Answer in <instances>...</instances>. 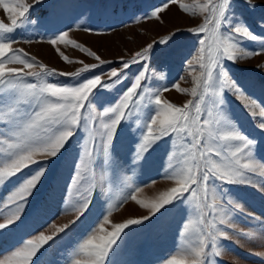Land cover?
<instances>
[{"label": "rangeland", "instance_id": "obj_1", "mask_svg": "<svg viewBox=\"0 0 264 264\" xmlns=\"http://www.w3.org/2000/svg\"><path fill=\"white\" fill-rule=\"evenodd\" d=\"M24 2L29 6L25 22L5 34L7 42L17 51L6 55H19L32 62L33 67L28 69L11 59L5 67L21 69L23 74L41 72L40 65L43 64L48 71L69 74H43L45 82L58 85H78L96 75H101L102 82L114 83L109 73L112 68L121 67V60L130 61L134 53L147 44L165 39L177 29L180 32L166 45H154L147 62L152 67L144 69L149 91L140 97L138 107L132 106L128 118L118 124L108 149L107 162L97 146L93 164L84 168L80 163L85 142L88 147L93 144L89 128L95 121L90 120L87 128L77 127L56 156L48 158L36 153L33 156L36 163L0 184V223L21 215L14 227L0 229V264H18L21 258L12 253L41 233L56 235L54 240L42 246L31 264H76L77 260L81 264H90L93 257L83 247L85 241L99 242L100 237L115 230L116 224L146 216L151 218L123 230L104 264H170L173 260L192 264L197 259L193 249L200 246L202 235L208 240L206 258L209 264H264V129L259 127L264 121L259 115L264 110V54L245 55L256 52L261 41L238 40L241 58L235 63L224 60L227 75L216 82L214 91L218 95L205 94L202 86L197 89L198 96L205 95L209 106L212 100L222 102V116L236 131L254 141L251 145L253 156H242L241 162L251 163L252 168L246 175L255 183L220 184L213 180L226 198L214 209L204 207L203 213L208 215L194 211V202L190 204L183 197L156 211L153 205L159 204L163 194L177 186L175 179L170 177L186 165L178 138L168 136L156 140L157 126L149 130L148 125L156 111L154 97L153 103L149 102V97L169 86L170 90L159 91L162 100L182 106L188 100L196 99L192 97L191 89L206 72L200 67L198 37L187 29L202 23L205 15L210 13V8L205 7L209 0H176L169 10L158 13L159 19L137 18L150 15L165 0ZM213 2L219 3V0ZM181 3L186 5L187 11L179 7ZM254 3L256 7L249 8L244 0H231L226 18L264 38V27L261 26L264 0H254ZM10 15L0 8V23L11 26ZM65 31L68 39L112 63L100 64L94 56L72 45L58 43L52 46L47 42L48 38ZM60 52L68 57V61L60 56ZM84 65L98 67L82 71ZM139 70L140 66L134 64L119 83L110 88L98 86L87 100L92 109L82 111L95 117L107 107L115 106ZM76 73L79 75H74ZM37 82L35 77L25 80V83ZM175 83L186 91L178 93L171 88ZM16 98L24 99L14 89L0 90V111L9 112V107L15 106ZM31 111L32 104L25 103L17 108V116ZM15 121L16 117H12L9 129L15 126ZM3 123L0 120V133L7 131ZM144 137L149 139L146 141ZM11 139L15 141V137ZM142 143L149 147L133 163L134 154ZM4 150H7V143H0V151ZM2 167L3 162H0ZM40 168L46 169L44 175L27 197L24 210L18 212V205L23 201L15 193ZM89 192L91 199L87 209H83L81 205ZM200 198L203 200V192ZM216 203L211 196L207 200V204ZM64 225L69 227L60 232ZM220 232L225 236H220ZM211 235L217 237L216 247L211 246Z\"/></svg>", "mask_w": 264, "mask_h": 264}, {"label": "snow or ice", "instance_id": "obj_2", "mask_svg": "<svg viewBox=\"0 0 264 264\" xmlns=\"http://www.w3.org/2000/svg\"><path fill=\"white\" fill-rule=\"evenodd\" d=\"M36 2L39 3L40 0H36ZM175 3L176 0H165L150 15L146 14L144 17H138L137 19H159L158 13L169 10L170 5ZM230 3L231 0H219V3L209 0V4L205 7L210 8V13L205 15L202 23L187 29V31L198 37L200 67L205 69L206 72V75L196 82V86L191 89V95L196 99L188 100L182 106L162 100L159 91H168L170 90L169 86L161 88L149 97L150 103H153L154 97L156 107L155 115L152 116L151 123L148 125L149 130L151 131L152 126H157L159 135L154 137L156 140L168 136L178 138L180 146L184 149L183 157L186 165L170 177L175 179L177 186L170 188L167 193L163 194L159 204L153 205L156 211L162 206L183 197L190 204L194 202V211L208 215V213H203L204 207L214 209L220 201L226 198L221 195L222 189L217 190V186L212 183L213 180L220 182V184L255 183L248 179L246 175V171L252 168L251 163L241 162L242 156L247 155L249 158L253 156L251 145L254 141H250L243 134L236 131L233 124L222 116V102L212 100L211 106H209L205 102V95L198 96L197 91L202 86L205 94L211 92L218 95L214 91L216 82L227 75L224 60L235 63L241 58L238 54V40L240 38L261 41V47L254 53H245L246 56L264 54V38L255 36L246 26L240 23L232 24L231 19L226 18ZM244 3L249 8L256 7L254 0H244ZM179 7L187 11L186 5L181 3ZM0 8L11 14L9 16L11 26L0 23V86H2L0 90L5 88L14 89L19 96L24 98L23 100L16 98L13 102L15 106L9 107V112L0 111V120L4 121L3 124L7 129V131L0 133V137L3 138L0 143H7V150L0 151V162H3V167L0 168V184H3L29 165L36 163L33 160L36 153H41L48 158L56 156L74 135L77 127L87 128L90 120L95 121L89 128L93 144L88 147L87 142H85L80 163L84 168H88L89 165L93 164L97 146H99V151L105 157V162H107L108 149L113 141L118 124L128 118L130 110L133 111L134 107L132 106L138 107L140 97L149 91L146 83L148 75L144 69H151L152 67L147 62L150 60L154 45H166L180 30L177 29L165 39L147 44L140 51L135 52L130 61L121 60L119 69L112 68L110 70L111 80L114 83H119L132 65L140 66L134 81L126 88L122 98L115 106L107 107L94 117L90 112L82 111L93 107L90 103H87L90 93H93V90L98 86L110 88L114 83L102 82L101 75H96L78 85L64 86L45 82L42 76L43 74H69L56 73L55 70L48 71L43 64L40 65L41 72L28 71L23 74L21 69L6 68L5 63L9 59L24 65L28 69L33 67L32 62L22 59L19 55L11 57L6 55L7 53H15L17 50L11 47L10 42H7L5 34L11 33L22 26L29 12V6L25 4L24 0H0ZM261 26L264 27V22H261ZM85 30L92 32L91 29ZM47 42L52 46H56L58 43L72 45L81 51H85L87 55L94 56L100 64L112 63L111 61L101 60L96 53L83 48L75 40L68 39L67 31L48 38ZM57 51L59 52L58 48ZM59 54L65 61H68V57L63 52ZM96 67L98 65H84L82 71H88ZM74 75H79V73ZM27 77H35L38 82L25 83ZM171 88H174L178 93L186 91L180 87L179 83L172 84ZM137 97L139 99H136ZM25 103L32 104V111L26 115L17 116V108ZM192 108L195 109L194 112ZM259 115L264 117V110H261ZM12 117H16L15 126L9 129L8 124L11 122ZM259 127L264 129V121L260 122ZM6 133L10 135H6ZM11 137H15L14 142ZM144 139L147 141L149 137H144ZM148 147L147 143L139 145V150L134 154L133 163L136 162L137 157L142 156ZM45 170V168L37 170L22 183L18 192L15 193L16 197L23 201L18 205V212H22L26 207L27 197L31 195L35 186L40 182ZM77 174L79 175V170ZM166 178H169L167 174ZM201 192H203V200L200 198ZM210 196L216 199V204H207ZM90 199L91 193L89 192L84 197L85 202L81 205V208L87 209ZM132 199L135 200V196ZM138 203L140 202L138 201ZM20 217L21 215H15L8 218L6 222L0 223V229L8 230L9 226L14 227L15 222ZM149 218L151 216L142 219H129L125 223L116 224L114 226L115 230L109 232L107 236L100 237L99 242L85 241L83 247L93 257L90 264H104L123 230L131 225L141 224ZM68 227L69 225H64L59 231L63 232ZM55 235L54 233L52 236H45L41 233L35 240L28 239L23 247L13 252L12 255L21 258L18 264H31L37 252L43 245L54 240ZM220 236H225V233L220 232ZM89 245H91L90 249ZM199 245L198 248L193 249L194 256L197 259H194L192 264H209L206 258L208 240L203 235L199 240ZM211 246H217L215 235H211ZM76 264H81V262L77 260ZM170 264H187V262L173 260Z\"/></svg>", "mask_w": 264, "mask_h": 264}]
</instances>
